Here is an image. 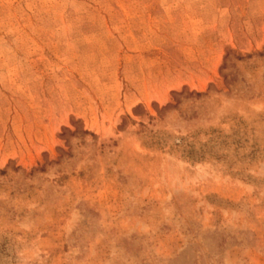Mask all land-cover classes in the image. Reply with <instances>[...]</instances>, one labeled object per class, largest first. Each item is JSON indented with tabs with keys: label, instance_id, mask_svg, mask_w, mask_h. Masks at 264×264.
<instances>
[{
	"label": "rangeland",
	"instance_id": "obj_1",
	"mask_svg": "<svg viewBox=\"0 0 264 264\" xmlns=\"http://www.w3.org/2000/svg\"><path fill=\"white\" fill-rule=\"evenodd\" d=\"M0 264H264V0H0Z\"/></svg>",
	"mask_w": 264,
	"mask_h": 264
}]
</instances>
